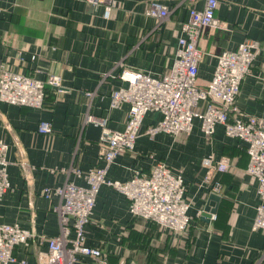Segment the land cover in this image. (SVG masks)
<instances>
[{
	"label": "crops",
	"instance_id": "0c3cea01",
	"mask_svg": "<svg viewBox=\"0 0 264 264\" xmlns=\"http://www.w3.org/2000/svg\"><path fill=\"white\" fill-rule=\"evenodd\" d=\"M150 1L117 0L104 18L101 8L84 0H0V62L27 75L61 77L58 88L46 86L40 109L0 101V140L8 144L10 182L0 200V222L17 223L36 235H56L59 221L53 208L58 198H46L41 190L70 177L53 168L76 166L86 171L98 163V142L85 138L86 114L106 117L114 130L124 126L127 106L111 107L109 98L111 89L122 84L115 63L124 60L152 75L171 67L187 4L156 0L172 12L155 28V20L146 16ZM202 5L198 0L196 7ZM216 17L224 27L205 29L199 40L205 54L198 84L204 87L211 79L218 53L235 49L247 38L257 40L260 53L242 81L236 107L264 120V0H218ZM158 118L157 112H147L142 128L156 124ZM41 120L51 122V133L37 132ZM208 155L228 159L227 170L213 175L222 184L218 202L209 200L212 192L204 183L202 161ZM157 161L183 178L190 202L189 228L172 234L133 217L125 197L102 185L86 226V243L99 247L110 264H255L264 252V232L251 229L258 196L257 182L245 171V144L227 137L219 124L208 138L194 120L190 132L177 136L141 134L132 151L115 158L108 177L124 181L134 171L148 173ZM74 181L85 184L82 178ZM207 203L217 208L215 219L208 222L200 214ZM42 250L45 243L34 238L15 253L33 263Z\"/></svg>",
	"mask_w": 264,
	"mask_h": 264
},
{
	"label": "built area",
	"instance_id": "2783aa9c",
	"mask_svg": "<svg viewBox=\"0 0 264 264\" xmlns=\"http://www.w3.org/2000/svg\"><path fill=\"white\" fill-rule=\"evenodd\" d=\"M84 1L101 8L104 18H108L117 5V0ZM181 2L187 4V16L180 22L174 61L168 70L152 75L129 67L124 60H118L114 65L119 69L117 77L122 84L111 89L109 98L111 107L127 106L123 128L111 129L106 117L86 114V123L102 128L98 163L86 171L76 166L52 169L70 176L60 185L41 190V195L46 198H58L53 208L59 221L58 233L54 236L36 235L32 229L17 223L0 222V264H110L102 250L88 245L85 239L86 226L102 185L115 188L125 197L131 216L156 223L172 234L187 230L191 224L190 202L185 196L186 186L180 173L162 161L155 162L148 173L134 171L124 181L110 179L108 170L117 156L133 150L141 134L151 138L159 133L177 136L190 132L194 120L199 122L200 131L208 138L219 124L227 137L245 144L248 156L245 171L257 182L258 196L251 229L264 232V120L249 116L236 107L242 81L251 72L260 53V44L247 38L235 49L218 53L211 79L204 87L200 86L198 69L205 52L200 48L199 40L205 29L223 28L224 24L216 17L218 0H203L201 8L196 7L198 0ZM171 12L167 5L151 0L146 16L155 20L157 28L169 19ZM110 72L104 73L100 81ZM60 84L58 74H47L44 78L37 74L27 75L0 62V101L3 103L40 109L44 105L46 86L58 88ZM202 101L206 105L199 110ZM149 111L159 114L158 121L142 128ZM37 132L42 135L51 133V122L41 120ZM7 151L8 144L0 140V200L10 188ZM202 165L204 183L210 192L220 194L222 184L213 180V175L227 170L228 159L208 155ZM75 178H82L85 184H77ZM210 218L215 219V215ZM34 238L45 243V250L39 251L33 263H29L26 257L17 258L16 248L27 246ZM255 264H264V252Z\"/></svg>",
	"mask_w": 264,
	"mask_h": 264
},
{
	"label": "water",
	"instance_id": "95a60500",
	"mask_svg": "<svg viewBox=\"0 0 264 264\" xmlns=\"http://www.w3.org/2000/svg\"><path fill=\"white\" fill-rule=\"evenodd\" d=\"M101 131H102L101 126L88 122L85 128V138L98 142ZM219 199L220 196L217 194L212 193L209 195V200H214L215 202H218ZM216 210H217L216 206L210 207V205L207 203L203 209V212L201 213V219L208 222L211 215L216 213Z\"/></svg>",
	"mask_w": 264,
	"mask_h": 264
},
{
	"label": "trees",
	"instance_id": "16d2710c",
	"mask_svg": "<svg viewBox=\"0 0 264 264\" xmlns=\"http://www.w3.org/2000/svg\"><path fill=\"white\" fill-rule=\"evenodd\" d=\"M205 105H206V102H205V101L200 102V104H199V106H198V109H199V110H203L204 107H205ZM153 224H155V226L159 227L156 223H153ZM188 228H189V227H188Z\"/></svg>",
	"mask_w": 264,
	"mask_h": 264
}]
</instances>
